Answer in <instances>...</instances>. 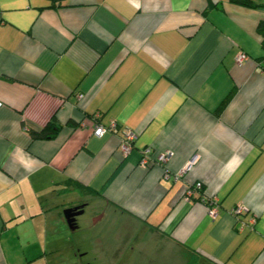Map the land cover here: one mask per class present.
I'll use <instances>...</instances> for the list:
<instances>
[{
  "label": "crops",
  "instance_id": "crops-1",
  "mask_svg": "<svg viewBox=\"0 0 264 264\" xmlns=\"http://www.w3.org/2000/svg\"><path fill=\"white\" fill-rule=\"evenodd\" d=\"M262 21L230 0H0V264H264ZM147 147L171 157L144 167ZM197 182L216 218L184 200Z\"/></svg>",
  "mask_w": 264,
  "mask_h": 264
},
{
  "label": "built area",
  "instance_id": "built-area-1",
  "mask_svg": "<svg viewBox=\"0 0 264 264\" xmlns=\"http://www.w3.org/2000/svg\"><path fill=\"white\" fill-rule=\"evenodd\" d=\"M248 59H249V56L242 51L237 56L238 63H242ZM100 116H101L100 113H96L93 117L94 134L96 136L102 137L108 132L118 131L119 124L117 123V121L112 120L108 125H104L99 122ZM136 139H137V134L133 130L128 129V128L123 130V136H122V141L120 145V152L123 156H127L131 152ZM152 153L153 151L151 147H147L144 149V152H143L144 156L141 161L142 166L148 167L151 164V162H155L156 160L166 163L171 157L169 151L159 154L156 158L152 156ZM187 169L188 167L180 171V173H177L176 175H174V179L176 181L179 180V178L184 175V173L186 172L185 170ZM203 187H204V184L202 182H197L192 186H188L184 193V197H183L184 200H190L196 197L197 193L203 190ZM202 200L208 205L209 215L212 218H216L220 212L219 198L217 196H208L205 193H203ZM245 211L246 210L242 206H237L231 210L232 214H234L236 217H241V215H243Z\"/></svg>",
  "mask_w": 264,
  "mask_h": 264
},
{
  "label": "trees",
  "instance_id": "trees-1",
  "mask_svg": "<svg viewBox=\"0 0 264 264\" xmlns=\"http://www.w3.org/2000/svg\"><path fill=\"white\" fill-rule=\"evenodd\" d=\"M230 1H232L233 3L239 4V5L252 7V8L264 7V0H230ZM257 30H258V33L263 38V47H264V21L259 23ZM230 98H231V95H229L226 99H224L219 109H222L227 104V102L230 100ZM58 130H59V126L53 120H51L40 131H32V135L35 138H52L56 135ZM200 197L203 198V190L199 192V196L194 197L193 199L203 201L202 198ZM192 252H195V251L193 250ZM197 257H198L197 253H194V255H192L190 258V264H199Z\"/></svg>",
  "mask_w": 264,
  "mask_h": 264
},
{
  "label": "rangeland",
  "instance_id": "rangeland-1",
  "mask_svg": "<svg viewBox=\"0 0 264 264\" xmlns=\"http://www.w3.org/2000/svg\"><path fill=\"white\" fill-rule=\"evenodd\" d=\"M93 211H91V210H88L87 212H86V214H85V216L82 218L81 217V219H80V221H82L84 224H87V225H89L90 223H91V216H90V214L92 213ZM103 225L104 226H102V227H100L101 229H102V234L104 235V234H108V229H115V227L113 226V227H110V226H108V224L105 222V223H103ZM122 263L121 264H125V262H126V259L125 258H123L122 259ZM131 262V261H130ZM133 262H135L136 263V260H134ZM132 262V263H133ZM136 264H138V263H136ZM142 264H145V262H143Z\"/></svg>",
  "mask_w": 264,
  "mask_h": 264
},
{
  "label": "water",
  "instance_id": "water-1",
  "mask_svg": "<svg viewBox=\"0 0 264 264\" xmlns=\"http://www.w3.org/2000/svg\"><path fill=\"white\" fill-rule=\"evenodd\" d=\"M72 210H73V209H72ZM72 210L70 209L69 211L66 212V216H67V217H69V215L71 216L70 213L72 212Z\"/></svg>",
  "mask_w": 264,
  "mask_h": 264
}]
</instances>
